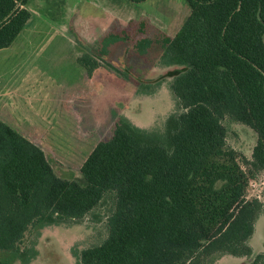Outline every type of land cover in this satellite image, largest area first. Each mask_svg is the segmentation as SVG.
I'll list each match as a JSON object with an SVG mask.
<instances>
[{"label":"trees","instance_id":"trees-1","mask_svg":"<svg viewBox=\"0 0 264 264\" xmlns=\"http://www.w3.org/2000/svg\"><path fill=\"white\" fill-rule=\"evenodd\" d=\"M27 1L0 0V49L26 26ZM185 1L188 17L161 38L159 74H133L143 84L170 79L179 111L163 134L118 120L81 177L62 178L39 145L0 120V253L12 258L0 264L29 263L35 251L19 247L29 227L79 222L108 197L107 233L78 264H264L262 235L249 244L264 204L246 198L249 179L264 171V0ZM151 42L136 41L135 55L144 60ZM97 52L77 58L90 78L111 61L109 49ZM226 121L255 135L248 157L228 144Z\"/></svg>","mask_w":264,"mask_h":264},{"label":"rangeland","instance_id":"rangeland-1","mask_svg":"<svg viewBox=\"0 0 264 264\" xmlns=\"http://www.w3.org/2000/svg\"><path fill=\"white\" fill-rule=\"evenodd\" d=\"M26 7V26L9 47L0 49V120L39 145L58 176L81 177V165L98 141L111 136L118 120L163 134L167 118L179 111L170 79L143 84L133 74L146 79L159 74L161 38L172 37L188 17L185 0H28ZM107 31L118 40L110 43L112 37L104 38ZM143 37L152 40L145 63L133 49ZM100 47L109 49L106 59L111 61L108 65L101 59L104 67L90 78L77 58L93 50L100 57ZM133 57L141 61L136 70L130 65ZM225 124L227 142L239 160L248 157L253 132L232 121ZM248 183L246 198L264 204V171ZM110 203L108 197L79 222L29 227L19 244L31 255L35 251L28 264H50L45 253L57 248L65 253L64 264H76L81 250L104 239ZM257 223L249 244L259 245L256 238L262 235L264 246V214ZM0 258L12 259L2 253Z\"/></svg>","mask_w":264,"mask_h":264},{"label":"flooded vegetation","instance_id":"flooded-vegetation-1","mask_svg":"<svg viewBox=\"0 0 264 264\" xmlns=\"http://www.w3.org/2000/svg\"><path fill=\"white\" fill-rule=\"evenodd\" d=\"M46 241H48V239H46ZM263 248H264V246H263ZM263 252H264V249H263ZM65 254V253H64ZM63 253H62V250L61 251H59V249L57 248L56 250H48V251H46V253H45V255H46V257L47 258H49L50 259V262H51V264H64L63 262H62V256L64 255ZM80 255V254H79ZM54 256L56 257L55 258V260H53L54 259ZM53 260V261H52ZM245 264H251V262H246V261H243ZM243 262H241L240 264H242ZM76 264H78V260H77V262H75Z\"/></svg>","mask_w":264,"mask_h":264},{"label":"crops","instance_id":"crops-1","mask_svg":"<svg viewBox=\"0 0 264 264\" xmlns=\"http://www.w3.org/2000/svg\"><path fill=\"white\" fill-rule=\"evenodd\" d=\"M27 3H28V1H27ZM26 5H27V4H26ZM108 32H109V31H107V33H108ZM107 33H106V34H107ZM106 34H105V35H106ZM89 52H92V53H94V52H95V50H93V51H89Z\"/></svg>","mask_w":264,"mask_h":264},{"label":"built area","instance_id":"built-area-1","mask_svg":"<svg viewBox=\"0 0 264 264\" xmlns=\"http://www.w3.org/2000/svg\"><path fill=\"white\" fill-rule=\"evenodd\" d=\"M250 184L252 185V183H248V185H250Z\"/></svg>","mask_w":264,"mask_h":264}]
</instances>
